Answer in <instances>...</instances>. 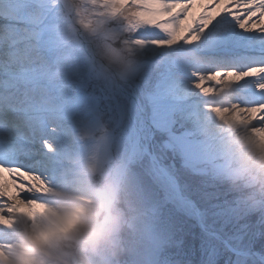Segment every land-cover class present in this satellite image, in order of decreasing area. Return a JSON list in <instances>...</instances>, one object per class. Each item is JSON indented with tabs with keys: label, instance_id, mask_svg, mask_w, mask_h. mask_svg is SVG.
Here are the masks:
<instances>
[{
	"label": "snow or ice",
	"instance_id": "1",
	"mask_svg": "<svg viewBox=\"0 0 264 264\" xmlns=\"http://www.w3.org/2000/svg\"><path fill=\"white\" fill-rule=\"evenodd\" d=\"M97 39L127 49L129 80L145 52L183 69L207 112L246 126L264 146V0H82L79 10L71 0H0V225L11 229L18 216L40 214L66 163L78 162L85 133L103 131L110 143L144 108L100 72ZM223 96L230 106L212 103ZM217 168L202 216L208 264H264V212L243 210ZM253 214L255 223L247 219ZM230 224L223 248L213 246ZM161 243L153 241V264ZM12 248L0 239V264Z\"/></svg>",
	"mask_w": 264,
	"mask_h": 264
},
{
	"label": "clouds",
	"instance_id": "2",
	"mask_svg": "<svg viewBox=\"0 0 264 264\" xmlns=\"http://www.w3.org/2000/svg\"><path fill=\"white\" fill-rule=\"evenodd\" d=\"M71 3L74 10L82 7V0ZM94 52L102 74L121 84L131 78L121 43L97 39ZM212 103L228 107L231 101L223 96ZM207 114L200 136L215 152L218 179L243 210L264 212V146L246 126L229 127ZM103 136L84 134L78 162L66 163L39 215H20L11 229L0 225V239L13 245L6 264H153L154 207L119 140L108 143Z\"/></svg>",
	"mask_w": 264,
	"mask_h": 264
},
{
	"label": "bare ground",
	"instance_id": "3",
	"mask_svg": "<svg viewBox=\"0 0 264 264\" xmlns=\"http://www.w3.org/2000/svg\"><path fill=\"white\" fill-rule=\"evenodd\" d=\"M155 59L159 58L155 57ZM139 62L141 65L149 63L153 65L150 75L151 87L149 86L141 96L137 94L136 89H131L133 96L144 105V108L130 118V123L133 125L131 128L128 127L126 120L118 132V140L123 152L128 147V139L125 135L129 133L136 148L141 147L142 150L150 151L151 147L153 150L148 153L141 151L139 155L147 156L153 153L155 160L161 165L158 171L160 179L154 176V184H162L163 187L175 190L176 194L180 189V182L188 191L199 193L198 190L203 189L205 192L214 176V166L217 164L212 145L205 147L200 136V130L208 117L206 101L190 89L188 77L183 69L170 64H157L154 60L148 59L147 52L141 56ZM166 86L168 91L164 90ZM150 97L158 100L159 104L150 101ZM170 115H173L174 122L170 119ZM147 123L153 130V147L148 141ZM155 139L158 141L156 144ZM157 148L162 156L170 158L174 163L176 168L174 173L172 166L165 162L161 164L157 156ZM181 175L186 179H182ZM169 178L174 183V188L168 183Z\"/></svg>",
	"mask_w": 264,
	"mask_h": 264
},
{
	"label": "rangeland",
	"instance_id": "4",
	"mask_svg": "<svg viewBox=\"0 0 264 264\" xmlns=\"http://www.w3.org/2000/svg\"><path fill=\"white\" fill-rule=\"evenodd\" d=\"M151 64L152 63H149L148 65H141V70L137 74V76H135L134 78L123 84V88L125 90L126 95L133 96L131 89L134 88L136 89L137 94L141 96L143 92H146L149 86L151 87L150 75L153 66ZM131 117L132 116H129L127 118V122H128L127 124L128 127L130 128L133 126L132 123H130ZM170 119L173 120L171 115H170ZM147 129H148L147 131L148 141L152 146V144L154 143L153 142L154 138L152 134L153 130L151 129L149 123H147ZM129 135H130L129 133H126L125 136L127 139L130 138ZM156 143H158V141H156L155 139V144ZM149 149L150 151L149 150L147 151L146 149L144 151L147 153L153 152V150H151V147ZM157 153H158L157 156L161 161V164L167 163L169 164V166H172L174 173L176 168L174 166V163L171 161V159L162 156V154L158 152V148H157ZM160 166L161 165H159L155 160L153 153H150V155L147 156L139 155L135 159L133 158L132 160H130L129 162L130 170L140 181L142 187L147 192L150 201L154 207V214L156 217L154 233L155 236L162 241L161 247L155 253V262L156 264H208L209 245L206 247L205 244L203 245H201L200 243L196 244L194 242L193 237L190 236L189 233L182 232V228L190 229L189 225L180 223L181 226L179 228L176 227L174 223H168L167 220H165L166 217H169L168 215L172 216L173 214L172 212L174 210V214L175 213L182 214L184 217H186L183 219L192 220L193 226L194 224L199 227L203 226V231H205L206 225L205 222L202 220V216L204 215L205 210L209 207V202L205 197V192L203 191V189L198 190L199 193L196 192L193 193L190 190L189 192L180 182V189L178 188L179 191H177L178 193L176 194V191L173 189H170L168 187L167 188L163 187L162 184L161 185L154 184L153 182L154 176L160 179L159 177L160 175L158 174V171L160 170L159 168ZM181 176L182 179L185 178L184 175ZM214 178L215 177L212 176V179ZM199 188L201 187L199 186ZM179 194H181L182 196L179 197ZM197 205L199 206L200 209L197 207ZM196 208H198L199 210H197ZM160 212L163 215L160 216L159 215ZM195 214L197 215V217ZM258 219H259V215L255 214L252 222L255 223L256 221H258ZM186 222L191 223V221H186ZM207 226L209 227L212 226V220L210 218L207 221ZM214 227L216 229H219L220 224L217 223L215 224ZM235 227L238 226L235 225ZM233 230H234V225L230 224L224 227L223 232H225L226 234H228V236H230ZM187 231L189 232V230ZM221 235L223 236V233ZM217 242L223 243V239ZM221 264H223V260H221Z\"/></svg>",
	"mask_w": 264,
	"mask_h": 264
},
{
	"label": "trees",
	"instance_id": "5",
	"mask_svg": "<svg viewBox=\"0 0 264 264\" xmlns=\"http://www.w3.org/2000/svg\"><path fill=\"white\" fill-rule=\"evenodd\" d=\"M172 213H173L172 214L173 217L171 215H168L169 217H166V219H165V220H167L168 223H174V225L176 227H179V228L181 226L180 223L189 225L190 229L182 228V232L189 233L190 236L193 237L194 242L196 244H198V243H200L201 245L205 244L206 247L209 245L207 233L205 231H203L199 226H197L195 224L193 226V221L192 220L183 219V218H186V217H184L182 214H178V213L174 214V210H173ZM159 215L161 216L163 214L160 212ZM254 216H255V214H253L251 217L247 218L248 221L252 222L253 219H254ZM186 221H191V223H187ZM244 222H245V220H241L239 223H244ZM183 224H182V226H183ZM236 226H238V224ZM187 230H189V232ZM223 237H225L227 239L228 234L223 232ZM211 244H213L214 246H217V248H220V249L223 248V243H221V242L212 241ZM221 260H223V258Z\"/></svg>",
	"mask_w": 264,
	"mask_h": 264
}]
</instances>
